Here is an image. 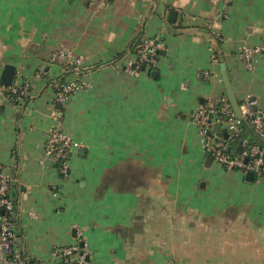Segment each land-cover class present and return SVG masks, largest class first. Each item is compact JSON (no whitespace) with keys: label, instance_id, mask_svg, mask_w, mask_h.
<instances>
[{"label":"crops","instance_id":"obj_1","mask_svg":"<svg viewBox=\"0 0 264 264\" xmlns=\"http://www.w3.org/2000/svg\"><path fill=\"white\" fill-rule=\"evenodd\" d=\"M224 5L0 0V163L20 205L17 242L34 264L74 243L91 264H264V176L217 165L192 118L221 97L234 108L225 74L239 110L249 96L264 116V0H232L227 17ZM140 38H160L163 53L154 69L127 71ZM257 45L248 68L239 51ZM60 48L70 56L53 59ZM77 57L82 71L65 74ZM7 64L12 83L32 84L20 102L1 83ZM62 75L83 84L63 111L80 144L66 176L44 151L50 81Z\"/></svg>","mask_w":264,"mask_h":264},{"label":"built area","instance_id":"obj_2","mask_svg":"<svg viewBox=\"0 0 264 264\" xmlns=\"http://www.w3.org/2000/svg\"><path fill=\"white\" fill-rule=\"evenodd\" d=\"M108 2V0H102ZM232 0H225L223 16L227 17ZM213 28L212 23H208ZM219 33V31H216ZM160 38H140L134 46V59L126 66V70L136 72L141 66L154 67L157 64L159 52L164 49ZM263 46H243L239 56L246 62L248 68L254 67V55L259 53ZM70 56L65 48L53 53V59ZM82 58L77 57L73 62L63 66V71L74 67L78 72L83 69ZM31 82L25 81L22 86L11 83L7 87L8 98L20 102L29 94ZM83 87L79 81H69L55 93L53 100V125L46 133L45 156L59 166L61 174L70 172L71 158L79 142L73 139L63 129V119L59 115L56 103L65 106L70 103L76 93ZM254 101L247 96L240 105V114L234 110L226 97L199 103L192 113L201 142L213 161L227 171L253 172L257 176H264V146L251 140V135L241 139L240 150H233L232 146L239 139L243 130V120H248L254 133L264 138V116L257 108H253ZM220 125V131L216 125ZM227 131V136L222 134ZM239 146V145H238ZM10 170L0 163V260L1 264H26L25 251L17 242L15 232L16 221L20 214L19 203L11 196ZM52 264H91L89 252L78 243L57 245L53 248Z\"/></svg>","mask_w":264,"mask_h":264},{"label":"trees","instance_id":"obj_3","mask_svg":"<svg viewBox=\"0 0 264 264\" xmlns=\"http://www.w3.org/2000/svg\"><path fill=\"white\" fill-rule=\"evenodd\" d=\"M110 1V0H109ZM138 41V40H137ZM136 41V42H137ZM134 46H135V44L134 45H132V49H134ZM163 53V50H161L160 52H159V56L161 55ZM159 56H158V58H159ZM219 56V55H218ZM155 67V66H154ZM154 67H148V66H141L140 67V69H144V68H149L150 70L151 69H154ZM71 71H77L74 67H72L71 69H69V70H66V71H64V73L65 74H67V73H69V72H71ZM81 71H82V69H81ZM51 82V84L54 86V88H55V90H56V92L57 91H59L61 88H62V86L64 85V84H66V83H68L69 81H65V77H64V75H62V77H59L58 79H56V80H54V81H50ZM25 99H27V97L25 98ZM56 107L58 108V111H59V115H60V117L63 119V111H64V106L63 105H61V104H59V103H56ZM246 121V124L248 125L249 123H248V120L246 119L245 120ZM242 126H243V130H242V132H241V134L239 135V139L238 140H236V142L233 144V146H232V148H233V150H234V152L236 151V147L239 145L240 146V144H241V139L243 138V137H245V136H249V135H251V133L249 134V129H248V127H246L244 124H242ZM227 131H223L222 132V134L224 135V136H227ZM252 136V135H251ZM251 140L252 141H254V142H257L253 137H251ZM240 148H243V146H241ZM238 152V151H237ZM63 175V174H62ZM68 175V174H67ZM66 176V175H65ZM16 226H15V232L17 233V235H18V230H17V225H18V219H17V221H16ZM25 258H26V264H34V261H32V260H29V258L27 257V255L25 254ZM71 264H74V262H71Z\"/></svg>","mask_w":264,"mask_h":264},{"label":"water","instance_id":"obj_4","mask_svg":"<svg viewBox=\"0 0 264 264\" xmlns=\"http://www.w3.org/2000/svg\"><path fill=\"white\" fill-rule=\"evenodd\" d=\"M15 75H16V66L12 65V64H7L4 68H3V71H2V74H1V83L4 84V85H10L14 78H15ZM225 82L228 86V92H229V95H230V98H231V101L233 102V105H234V108L237 112V114H240V110H239V107L236 103V100L233 96V92L231 90V87H230V82L225 74ZM243 124L245 126H248L246 124V121L243 120ZM218 127V126H217ZM250 132H251V135L253 136V138L260 144H262L264 146V138H262L261 136H259L258 134L254 133V131L252 129H250ZM227 134V133H226ZM240 150V146H237L236 147V151H239ZM248 175H250L251 177L254 176V173L253 172H248L247 173Z\"/></svg>","mask_w":264,"mask_h":264}]
</instances>
